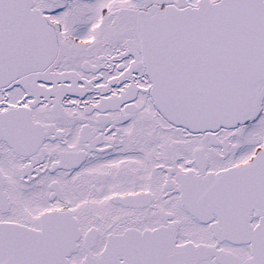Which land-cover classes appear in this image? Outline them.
Masks as SVG:
<instances>
[{
  "label": "snow or ice",
  "instance_id": "6c2138e0",
  "mask_svg": "<svg viewBox=\"0 0 264 264\" xmlns=\"http://www.w3.org/2000/svg\"><path fill=\"white\" fill-rule=\"evenodd\" d=\"M0 264H264V0H0Z\"/></svg>",
  "mask_w": 264,
  "mask_h": 264
}]
</instances>
